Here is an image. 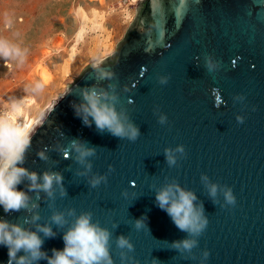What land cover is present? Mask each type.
Here are the masks:
<instances>
[{
  "label": "water",
  "instance_id": "water-1",
  "mask_svg": "<svg viewBox=\"0 0 264 264\" xmlns=\"http://www.w3.org/2000/svg\"><path fill=\"white\" fill-rule=\"evenodd\" d=\"M73 80L38 118L19 165L38 177L59 173L62 185L53 184L49 197L29 191L25 178L18 187L29 207L7 213L0 207V220L36 232L49 258L64 248L75 219L91 212L92 222L111 233L113 264H122V251L135 264H264V0H138L113 53ZM93 88L117 97L116 111L139 129L135 142L101 132L91 117L84 123L83 93ZM73 140L95 149L86 160L90 171L77 162ZM181 145L184 154L174 152L177 162L169 166L165 149ZM96 176L107 182L91 187ZM171 183L192 192L208 220L199 237L179 230L157 206V191ZM228 189L235 206L225 200ZM56 213L64 214L63 226L52 221ZM141 218L146 227L137 231ZM37 225L54 235L45 237ZM119 236L130 238L134 252L117 248ZM186 238L198 241L190 253L171 247ZM8 259L0 245V264Z\"/></svg>",
  "mask_w": 264,
  "mask_h": 264
},
{
  "label": "clouds",
  "instance_id": "clouds-1",
  "mask_svg": "<svg viewBox=\"0 0 264 264\" xmlns=\"http://www.w3.org/2000/svg\"><path fill=\"white\" fill-rule=\"evenodd\" d=\"M13 53L21 56L19 49H10L5 43L0 45V57L7 58ZM7 66V62L5 63ZM95 67V65H93ZM208 70L211 71L215 66L209 62ZM107 73H100L103 78ZM161 83H167L162 79ZM43 86L35 83L32 91L41 92ZM27 97H20L13 100L8 110L0 113V207L5 213L9 211H20L29 207V197L25 191L19 190V185L25 178L30 182L29 191H44L49 197L53 196V184L62 185V176L55 172H45L39 176L27 169L20 167L24 163L26 150L29 148L34 130L38 123V118L30 119L24 113L25 100ZM85 104L81 105L83 120L88 124V117H91L98 130L103 132L105 129L113 136L130 142H135L140 133L139 129L132 123L127 122V118L121 116L115 109L116 96H109L107 92L99 93L93 88L83 93ZM33 103L35 101L33 100ZM239 123H243L242 117H237ZM159 122H166V116H161ZM90 126V125H89ZM71 150L77 153L78 163L85 165L87 171L91 170L92 165L86 163L88 157L95 155V149L89 148L75 140L71 143ZM174 152L184 154V147L178 146L176 149H165V156L169 166L176 164ZM43 158V153L40 154ZM68 152H65L67 157ZM113 169H109L111 172ZM86 173H80L85 175ZM207 181V177H202ZM42 180V183H38ZM101 181L107 182L106 176H96L89 182L91 187L96 188ZM134 186V185H133ZM216 185L210 186V194L215 196ZM66 193L61 187V196ZM155 200L157 206L165 211L171 218L174 225L181 231L186 232L190 237H199L207 228L208 220L203 216L201 208L194 206L195 195L190 191L183 190L178 184L171 183L159 189ZM227 204L235 206L236 199L232 190L225 192ZM69 215L74 216L75 211L69 210ZM33 222L39 219V216H33ZM52 221L63 226L66 221L63 213H56L51 217ZM133 227L139 231L144 229V219H137ZM37 231L42 232L45 237H51V228L37 225ZM111 233L98 223L92 222V213H81L72 227L63 235L64 248L62 250H53L51 258L41 252L43 241L36 232L28 231L19 225L9 224L0 220V245L8 248V264H34L40 259H47L48 264H113V259L109 252V240ZM198 245L196 239H184L175 241L171 247L180 252L190 253ZM116 246L120 250L127 249L128 253L134 252V245L129 237L119 236L116 240ZM23 252L24 255L18 256ZM210 253H203L204 259L209 257ZM121 260H127L130 264H135L132 257L123 251Z\"/></svg>",
  "mask_w": 264,
  "mask_h": 264
},
{
  "label": "rangeland",
  "instance_id": "rangeland-1",
  "mask_svg": "<svg viewBox=\"0 0 264 264\" xmlns=\"http://www.w3.org/2000/svg\"><path fill=\"white\" fill-rule=\"evenodd\" d=\"M126 1L0 0V45L6 43L22 54L0 57V113L13 100L27 97L24 113L37 118L85 67L108 56L100 45L103 37H109L107 50L113 53L131 23L127 15L135 14L137 1ZM93 20L105 34L89 30L76 43L79 26ZM37 82L43 86L41 92L32 91Z\"/></svg>",
  "mask_w": 264,
  "mask_h": 264
},
{
  "label": "bare ground",
  "instance_id": "bare-ground-1",
  "mask_svg": "<svg viewBox=\"0 0 264 264\" xmlns=\"http://www.w3.org/2000/svg\"><path fill=\"white\" fill-rule=\"evenodd\" d=\"M136 1H138V0H128L126 2L128 5H133ZM126 2H125V4H126ZM132 17L134 18L133 13L128 14L126 17V21L128 23H130L133 20ZM95 21H97V20H95ZM95 21L94 20L90 21L86 26H79V31L76 33V36L74 37L76 39V43L80 42L82 40L83 36L85 35V33H87V31H89V30H92V31L97 30L101 34L99 36H102L105 34L104 29L100 25L96 24ZM101 41L102 42L100 43V45L106 49L104 54L105 55H109L110 53L112 54V50H111V52H110V50H107V49H109V46L107 45V42L109 41V37L105 36V37H103V39ZM46 110H44L37 118H39Z\"/></svg>",
  "mask_w": 264,
  "mask_h": 264
}]
</instances>
